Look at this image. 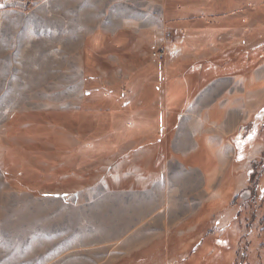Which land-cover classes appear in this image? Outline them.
<instances>
[{
  "label": "rangeland",
  "instance_id": "obj_1",
  "mask_svg": "<svg viewBox=\"0 0 264 264\" xmlns=\"http://www.w3.org/2000/svg\"><path fill=\"white\" fill-rule=\"evenodd\" d=\"M169 4L192 14H175L183 58L165 66L163 49L153 57L127 32L97 30V9H84V1L78 19L74 0H0V264H108L95 247L81 248V237H103L106 197L126 202L148 195L161 167L183 163L174 156L164 162L169 139L181 115L194 114L189 106L208 84L199 87L207 60L225 50L234 51L228 62L251 68L231 76L241 84L226 92H219L225 82L209 86L210 122L220 119L224 100H246L249 91L239 127L251 148L237 167L230 165L236 172L221 178L222 168L205 161L206 134L198 133L199 155L184 164L199 169L187 168L194 188L181 200L202 213L137 251L156 243L140 264H264V0ZM175 63L184 65L179 73L187 84L178 112L167 105L166 91ZM189 64L200 74L188 76ZM239 86L243 93L231 92ZM210 122L197 127L218 141ZM94 212L101 218L92 220ZM129 256L112 264L137 262L127 263Z\"/></svg>",
  "mask_w": 264,
  "mask_h": 264
},
{
  "label": "crops",
  "instance_id": "obj_2",
  "mask_svg": "<svg viewBox=\"0 0 264 264\" xmlns=\"http://www.w3.org/2000/svg\"><path fill=\"white\" fill-rule=\"evenodd\" d=\"M83 1L84 9H97L96 17L98 18L97 26L99 28L97 30H100L101 33L114 36L119 31L122 33L127 32L131 36H135L133 45L138 48L143 49L145 45L150 50L163 49L165 51L163 57L165 66L176 62L178 59L182 60L181 49L177 46L178 39L181 40L178 31L180 23L177 21V16H185L188 13L192 14V12L184 8L173 9L172 5L169 4L172 0H74L79 7L77 13H75L78 19L80 17L82 19ZM86 10H84V13H86ZM232 78L231 76H222L209 81L207 86H203L202 90L196 95L193 104L189 106L194 114L190 116V113L188 115L183 113L177 121L176 131L168 143L171 155L170 157L165 156L164 162L171 161L168 159L174 156L177 160L183 161V163H177L182 169L176 167V165L172 168V165H167L165 170L161 167L158 179L151 180V183H149L151 190L148 195L146 194L143 197L135 198L132 196L126 202H116L106 197L100 214H104L102 219V224L105 226L102 232L103 237L98 235L97 238H94L92 234H90L92 237L88 239L81 237L86 242L81 248L93 250L95 247L96 250L104 253L105 258H110L108 264H112L118 259L136 252L142 246H145L147 242L158 236L162 237L163 234V236H166L172 228L183 224L193 215L202 213V211L197 213L200 206L195 210L186 198L181 200L182 194L187 195L194 188V173L188 172L187 168L199 169L198 164H189V166L185 160H188V157L199 155L197 152L200 142L195 140V137L198 133L206 134V143L210 151L207 155L210 158L208 157L205 161H214L217 168H222L221 178L225 177L226 179L228 176L226 172L231 169L233 173L236 172L233 166L230 167V165H233L232 160L234 158V147L230 137L239 130L243 114L249 107L250 92H246L248 98L246 100L239 95L232 97L231 101L224 100L220 105L219 113L221 116L219 120L210 122L211 117L208 110L212 102L209 100L213 92L208 90L210 87L212 88L213 85L211 84L217 81L219 83L225 82V84H221L223 87L219 89V92H226V87L229 85H235L236 82L241 84L240 81H232ZM231 92L239 94L243 93L244 90L239 86L238 89L235 88ZM197 98H200V100L197 101ZM170 112L172 115L173 111L170 110ZM203 113L206 114L205 117H202ZM205 120H208L212 125H216V132L213 133V136L219 137L218 141L212 140L211 130L198 129L197 124ZM187 122L195 126L191 131L183 127V124L186 125ZM195 159L199 161L197 157ZM163 171L166 173H163ZM238 172L241 174L240 171ZM89 204L94 207L92 202H88L85 206L87 207ZM81 210L84 209L81 208ZM100 215L94 212L91 219L96 220V216L100 217ZM131 225H133L132 228H130ZM80 236L82 235L80 234ZM74 237L75 240H79L76 236Z\"/></svg>",
  "mask_w": 264,
  "mask_h": 264
},
{
  "label": "trees",
  "instance_id": "obj_3",
  "mask_svg": "<svg viewBox=\"0 0 264 264\" xmlns=\"http://www.w3.org/2000/svg\"><path fill=\"white\" fill-rule=\"evenodd\" d=\"M232 53H234V51L232 52V50H225L221 52L220 54L215 55L214 57L207 60L204 70L202 71V76H201L202 84H200L199 87L203 86L204 84L206 85L209 81H211L212 79L216 77L242 76L246 71H248L251 68L250 64L244 65L243 63L239 64L238 62L237 63L233 62V64H231L230 62H228L229 57L231 56ZM190 64H189L190 69L188 70L189 72L187 73V75L189 76L194 73L199 75L200 74L199 72L202 69L200 70V69L195 68V66H198V65H192L193 66L192 67ZM183 66L184 65L182 63L181 64L175 63L173 66H170L167 69V79L166 80L168 84H167L166 91H167L168 98H169L167 105L172 107L173 110H176L177 112L180 111L177 109H179L183 105L184 99L187 98L184 95V91L186 92L187 90L186 88L187 84L185 82L186 78L184 76L182 77V74L179 73L180 67L182 68ZM180 77H182L184 81L180 85H178L177 82L179 81ZM242 134H243V131L239 127L238 132L235 135L230 137V140L234 145V158L232 160V164L235 166H237L238 164L244 161L245 156L248 154V151L251 148V145L248 143V140L246 139L241 140ZM259 140L260 142L264 144L263 139L260 138ZM14 178H15V181L20 180L19 177H14ZM9 179L11 178L9 177ZM19 184H22V183H19ZM168 234L171 237L174 236L175 230L172 228ZM155 247H156V243L153 242L152 244L147 246L145 249L132 253L129 256V258H126L127 263H130L132 260H135L137 262L134 264H140L142 254H147L149 257L150 254L148 252L152 251L153 253V250L156 249Z\"/></svg>",
  "mask_w": 264,
  "mask_h": 264
},
{
  "label": "built area",
  "instance_id": "obj_4",
  "mask_svg": "<svg viewBox=\"0 0 264 264\" xmlns=\"http://www.w3.org/2000/svg\"><path fill=\"white\" fill-rule=\"evenodd\" d=\"M153 57H157V58H161V56L163 55V52L161 50H154L152 52Z\"/></svg>",
  "mask_w": 264,
  "mask_h": 264
}]
</instances>
